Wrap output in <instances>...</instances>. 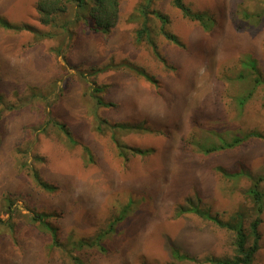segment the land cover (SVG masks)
Returning a JSON list of instances; mask_svg holds the SVG:
<instances>
[{"label":"rangeland","instance_id":"374dc122","mask_svg":"<svg viewBox=\"0 0 264 264\" xmlns=\"http://www.w3.org/2000/svg\"><path fill=\"white\" fill-rule=\"evenodd\" d=\"M37 1L0 0V264H70L68 253L84 264H224L237 258L235 227L249 246L257 217L253 264H264V198L259 214L249 192H264V0H183L211 18L208 32L172 0L152 6L164 26L138 15L144 0H118L117 23L99 34L73 6L45 23ZM80 240L97 245L75 250Z\"/></svg>","mask_w":264,"mask_h":264},{"label":"trees","instance_id":"16d2710c","mask_svg":"<svg viewBox=\"0 0 264 264\" xmlns=\"http://www.w3.org/2000/svg\"><path fill=\"white\" fill-rule=\"evenodd\" d=\"M158 0H144V4L136 9V12L138 15L141 17L142 15L146 19L147 14L149 11L155 12L156 18L159 19L160 23L162 26L167 24V19L165 16L160 14L159 12L152 10V6L155 4V2ZM67 6H73L85 14L86 13V22L85 26L89 28V31L99 34V33H104V32H110L111 29L115 26V24L118 21V14H119V1L118 0H38L36 3V10L41 18L42 21L45 23H50L54 21V24L56 23V17L59 16L60 13H63L65 11V8ZM172 6L179 10L181 14L183 15L184 18H187L191 21H196L200 27L202 28L203 31L208 32L211 29V24L208 22L210 21L211 18L205 19L204 14L202 13H193L189 7L184 3L183 0H172ZM148 29L146 26V21L141 22V28L135 32V40L137 42H142L143 34L147 33ZM164 35L166 38L174 45L179 46L180 42L179 40L171 35L168 34L167 32H164ZM242 66L245 68L246 71H248L251 74H257V62L252 59L251 57L247 56L244 58V61L242 62ZM140 70H136L137 75H141ZM144 77L153 82V79L146 75L143 74ZM259 76H255L252 78V88L253 86L255 87L256 85L261 83V80L258 78ZM243 75L239 74L237 79L241 80L243 79ZM104 87L101 86H96L94 88V92L100 93L103 91ZM254 89V88H253ZM247 100L245 95H242L238 98L237 100V108L242 109L244 107V103ZM96 103L100 106L107 107L109 103L103 101L99 96H97ZM102 123V121H100ZM98 128V127H96ZM67 134L68 139H70V136L68 133L65 131ZM259 136L258 134L252 132L250 134H247L245 136H235L232 138L230 141H225L224 139H219L218 144H212L208 145L206 148H204L203 153L209 154L213 153L218 150L222 149H230L233 147H236L239 145L241 142L249 139L250 137H257ZM84 151L86 152V149L83 148ZM147 152V151H146ZM138 154H145V151H137ZM33 177L38 181V185H40L41 188H44L45 190L49 191V189H52L53 187H49L46 183L40 184L39 177L36 173L33 174ZM251 198L253 199V202L256 206V212L261 214L262 209H263V198H264V192L261 193L256 189V186L254 185L252 190L249 191ZM12 203H9V206H11ZM195 208V207H193ZM190 208L189 211L192 212ZM194 212L198 213L197 208L193 209ZM125 210L123 211L124 215ZM122 215V216H123ZM44 215L39 214L34 217H32V221L39 222L43 227L47 229V231L51 232L52 240L53 243H56V237L55 233L49 225L42 222ZM122 217H118L116 221L122 220ZM216 225H219L222 227V225L219 222L215 223ZM260 225V219L257 217L251 224H250V237H251V243L248 246L247 241H248V236L247 234L243 231L241 227H235V248L237 252V258L233 261L230 262H225L224 264H253L254 258L256 253L259 250V241H260V234L258 232V227ZM108 231L113 230V224H110L108 226ZM96 246V242H88V241H77L72 247L75 248V250H80L83 248H88L91 246ZM173 256H178L176 252L173 253ZM67 259H69L70 264H84V262L78 257L77 255L68 253L67 254ZM193 261V260H192Z\"/></svg>","mask_w":264,"mask_h":264},{"label":"clouds","instance_id":"9594fccd","mask_svg":"<svg viewBox=\"0 0 264 264\" xmlns=\"http://www.w3.org/2000/svg\"><path fill=\"white\" fill-rule=\"evenodd\" d=\"M256 86H257V85H256ZM256 86H255V87H256Z\"/></svg>","mask_w":264,"mask_h":264}]
</instances>
